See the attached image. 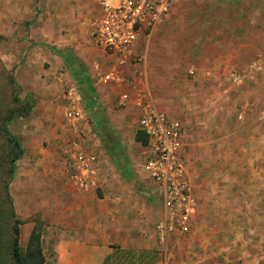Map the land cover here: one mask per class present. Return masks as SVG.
<instances>
[{
	"label": "crops",
	"instance_id": "obj_1",
	"mask_svg": "<svg viewBox=\"0 0 264 264\" xmlns=\"http://www.w3.org/2000/svg\"><path fill=\"white\" fill-rule=\"evenodd\" d=\"M101 14L100 6L91 25ZM193 20L201 27L189 32V78L178 76L171 81L175 72L165 76V71L146 68V56L138 51L139 42L133 49L144 56L145 75L137 78V87L147 90L157 107L182 126V156L194 204L186 229L174 227L165 233L156 229L166 217L158 184L144 171V178L128 175V166L119 167L104 150L73 75L76 66L68 67L57 53L64 49L58 48L47 53V77L35 87L41 89L42 97L43 92L50 97L44 107L48 126L45 134L58 138L56 144L60 143L63 154L45 156L41 180L25 181L27 189L15 197L21 250H27L40 219L44 264H264V257H258L264 252V121L258 118L264 95L260 91L263 86L251 79L264 65L254 69L244 62L242 45L233 43L232 34L224 36L223 30L212 29L210 17L201 15ZM222 20L226 22V17ZM91 42L94 46L88 52L66 51L88 77L89 72L97 77L95 63L103 72L111 70L114 63L94 44L92 32ZM248 46L254 47V43ZM93 51L103 58L93 60ZM88 60L94 61L89 64V72ZM125 73L130 78L134 75L131 67ZM57 78L66 81L58 95ZM66 84L76 85L82 97L80 114L85 118L86 131L82 143L104 158L100 164L102 184L97 189L77 187L66 171V151L72 135L64 117ZM91 85L116 134L123 136L136 124L139 128L140 111L132 101L135 89L129 84H104L97 78ZM122 89L129 91L131 101L116 109L119 101L114 94ZM246 104L248 108H243ZM54 111L59 115H53ZM27 145L32 146V142ZM21 147L24 152L16 161V169L26 152V147Z\"/></svg>",
	"mask_w": 264,
	"mask_h": 264
},
{
	"label": "rangeland",
	"instance_id": "obj_2",
	"mask_svg": "<svg viewBox=\"0 0 264 264\" xmlns=\"http://www.w3.org/2000/svg\"><path fill=\"white\" fill-rule=\"evenodd\" d=\"M100 1L0 0V264H13V224L15 218L18 223L20 221L16 212L15 218L12 216L5 193L9 159L15 148L3 127H8L26 147L24 157L17 162L14 180L9 182V193L15 211V197L26 188L24 182L30 181L29 179L41 180L45 167L44 157L51 154L62 157L63 154L60 143L56 144L58 138L45 134L48 126L43 117L47 115L44 107L50 97L44 92L42 97L41 89L35 87L37 84L41 85L47 77L50 63L45 57L58 48L70 49L75 53L88 52L94 46L91 42V23L100 9ZM201 15L211 18L212 29L223 30L224 36L226 33L232 34L233 43L242 45V51L246 53L244 62H249V65L255 62L264 65V0H177L167 20L139 40L138 51L146 56V68L165 71V76L175 72L174 79L170 78L173 82L178 80V76L181 79L189 78V32L195 26L201 27L192 22L193 18ZM224 17L226 22L222 20ZM249 43H254V47L249 48ZM210 45L213 46V43ZM92 55L93 60L103 58L94 51ZM91 62L92 60L87 62L88 72L89 64L93 65L94 61ZM166 70L171 73H166ZM87 74L91 83H94V73ZM127 77L131 79L130 76ZM251 79H257L263 86L260 91L264 95V69L257 70L255 78ZM58 81L57 95L62 93L66 82L64 79ZM122 90H117L114 94L117 103L123 92H129ZM247 102L251 103L250 100ZM94 106V111H102L107 119L105 110L98 101ZM115 108L120 109L121 106L116 104ZM57 112L52 114L59 115ZM87 113H91L89 109ZM109 123L113 128V124ZM139 130L136 124L123 136H117L127 158L128 175L144 178L142 164L147 156V145L136 140ZM29 141L32 146L27 145ZM54 141L56 145L53 146ZM111 162L112 168L116 170L117 167L112 160ZM24 202L26 201H21ZM37 221L35 227L41 228L42 222L40 219ZM260 256L262 253H259L258 257Z\"/></svg>",
	"mask_w": 264,
	"mask_h": 264
},
{
	"label": "built area",
	"instance_id": "obj_3",
	"mask_svg": "<svg viewBox=\"0 0 264 264\" xmlns=\"http://www.w3.org/2000/svg\"><path fill=\"white\" fill-rule=\"evenodd\" d=\"M176 1L101 0L102 14L92 29L94 44L108 54L114 63L107 72L100 71L99 63H95L97 81L129 84L136 90L132 101L140 111L139 129L148 136L147 157L142 169L158 184L166 210L165 219L156 225L160 233L174 227L186 229V221L194 204L186 176V162L182 156L181 123L159 109L147 90L137 87V78L145 75L144 56L135 54L133 49L142 36L152 33L167 20ZM260 65L255 62L251 67L255 69ZM128 67L134 72L131 79L125 75ZM193 73L191 70L190 74ZM233 77L237 78L238 75L233 73ZM64 100V117L72 133L66 151L67 174L77 187L97 189L102 184L100 164L104 158L100 152L89 151L82 143V137L86 134L85 118L80 114L82 97L76 85H65ZM130 101L129 92L120 95V106H127ZM246 107L247 104L243 108ZM258 118L264 121V106L258 111Z\"/></svg>",
	"mask_w": 264,
	"mask_h": 264
},
{
	"label": "trees",
	"instance_id": "obj_4",
	"mask_svg": "<svg viewBox=\"0 0 264 264\" xmlns=\"http://www.w3.org/2000/svg\"><path fill=\"white\" fill-rule=\"evenodd\" d=\"M57 53L63 56L68 67L72 69L74 65L76 66L75 69H73V75L80 86V92L85 100L86 107L90 110L93 116V124L96 130L99 132L108 154L119 167H127V158L124 154V148L122 147L116 132L110 126L108 120L104 117L103 112L100 110L94 111L93 109V107H95L94 105L97 104V95L93 86L91 85L89 77L86 75L84 68L77 62L70 52L66 50H57ZM11 81L17 84L14 78H11ZM3 130L15 148L12 156L9 159L8 181L4 185L6 197L9 199V209L12 216L15 218V211L12 207L9 193V182L14 177L16 161L23 155L24 150L21 147V143L17 136L12 134L8 127L4 126ZM136 140L140 141L144 145L148 144V136L141 130L137 132ZM13 230L14 237L11 244L13 264H44V256L41 248V228L34 227L29 239L27 250L25 252H23L19 246V226L18 220L16 218L14 220Z\"/></svg>",
	"mask_w": 264,
	"mask_h": 264
}]
</instances>
